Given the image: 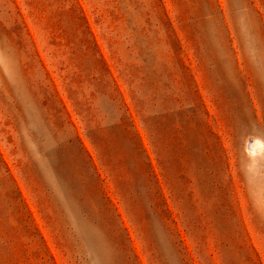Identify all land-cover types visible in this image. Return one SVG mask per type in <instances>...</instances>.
I'll return each mask as SVG.
<instances>
[{"label":"rangeland","instance_id":"rangeland-1","mask_svg":"<svg viewBox=\"0 0 264 264\" xmlns=\"http://www.w3.org/2000/svg\"><path fill=\"white\" fill-rule=\"evenodd\" d=\"M0 264H264V0H0Z\"/></svg>","mask_w":264,"mask_h":264},{"label":"bare ground","instance_id":"bare-ground-1","mask_svg":"<svg viewBox=\"0 0 264 264\" xmlns=\"http://www.w3.org/2000/svg\"><path fill=\"white\" fill-rule=\"evenodd\" d=\"M261 146V142H259L258 140H255L253 143L250 144V147L253 150H257L258 148L260 149Z\"/></svg>","mask_w":264,"mask_h":264},{"label":"water","instance_id":"water-1","mask_svg":"<svg viewBox=\"0 0 264 264\" xmlns=\"http://www.w3.org/2000/svg\"><path fill=\"white\" fill-rule=\"evenodd\" d=\"M250 143H251V140L248 142V144H247V148H249V147H250Z\"/></svg>","mask_w":264,"mask_h":264}]
</instances>
